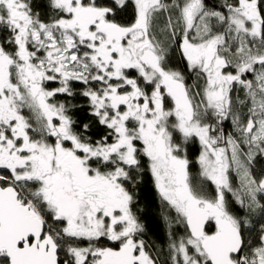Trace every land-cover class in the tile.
Returning a JSON list of instances; mask_svg holds the SVG:
<instances>
[{
	"label": "snow or ice",
	"instance_id": "1",
	"mask_svg": "<svg viewBox=\"0 0 264 264\" xmlns=\"http://www.w3.org/2000/svg\"><path fill=\"white\" fill-rule=\"evenodd\" d=\"M0 264H264V0H0Z\"/></svg>",
	"mask_w": 264,
	"mask_h": 264
}]
</instances>
